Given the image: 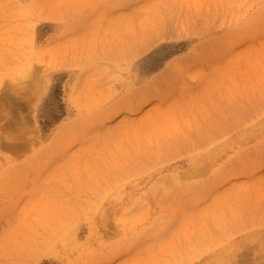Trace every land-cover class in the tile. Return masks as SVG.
<instances>
[{"label": "rangeland", "instance_id": "1", "mask_svg": "<svg viewBox=\"0 0 264 264\" xmlns=\"http://www.w3.org/2000/svg\"><path fill=\"white\" fill-rule=\"evenodd\" d=\"M0 264H264V0H0Z\"/></svg>", "mask_w": 264, "mask_h": 264}]
</instances>
